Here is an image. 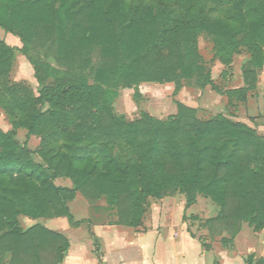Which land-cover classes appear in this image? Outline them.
<instances>
[{
	"label": "trees",
	"instance_id": "1",
	"mask_svg": "<svg viewBox=\"0 0 264 264\" xmlns=\"http://www.w3.org/2000/svg\"><path fill=\"white\" fill-rule=\"evenodd\" d=\"M0 29L22 44L0 40V110L10 124L0 130V264H59L67 239L38 224L22 230L18 217L76 226L68 203L77 194L91 204L103 198L127 227L140 224L149 200L179 193L186 208L197 196L219 208L204 226L211 236L226 232L223 245L242 222L263 229L264 137L221 114L201 121L179 102L166 120L142 113L128 121L114 115L116 93L104 86L119 73L126 87L173 83L175 94L183 80L207 84L196 51L205 34L225 67L249 52L248 87L221 93L244 102L264 68V0H0ZM36 45L64 69L30 58ZM17 52L33 69L37 95L10 80ZM93 60L100 66L90 81ZM18 130L39 139L33 151Z\"/></svg>",
	"mask_w": 264,
	"mask_h": 264
},
{
	"label": "rangeland",
	"instance_id": "2",
	"mask_svg": "<svg viewBox=\"0 0 264 264\" xmlns=\"http://www.w3.org/2000/svg\"><path fill=\"white\" fill-rule=\"evenodd\" d=\"M8 37V33L0 29V40L5 42L4 39ZM13 37L22 47L19 38ZM27 49L30 58H39L60 71L64 69L62 64L64 61L58 60L53 51L47 46H28ZM196 51L199 56V63L204 68L203 75L208 74L209 76L210 81L207 84H203L202 79L201 81L199 79L183 80L180 84V90L175 94V86L173 83L164 85L141 83L136 86L126 87L124 76L122 73H119L109 85L104 86L116 93L112 99V111L114 115L124 116L128 121H132L138 119L142 113H146L155 119L166 120L169 116L176 114V103L179 102L194 109L197 118L201 121L213 119L221 114L233 121L248 125L256 130L258 135L264 137V68L256 71L254 88L248 92L244 102L229 101L226 96L221 94L223 91L248 87L244 82L243 72L253 69L249 52L241 49L239 53L233 56L231 65L225 67L216 59L212 41L205 34H200L197 37ZM99 66L100 63L97 60H93L91 68L84 72V75L90 81H93L94 71ZM9 77L13 83L24 85L37 95L38 85L33 77V69L27 58L19 52L16 53L14 66ZM2 115L0 110V125L5 122V118ZM16 138L20 142L29 140L24 130H19ZM32 146L33 144L30 145L31 148ZM60 181L58 185L62 187H70L71 185L67 179H61ZM81 197L84 202H81L82 199L80 198V200L70 206V211L75 220L84 221V228H89L85 223L87 219L100 222L104 221V219H118L116 209L108 207L103 198L91 204L83 196ZM168 198H172L169 201L176 205H179L181 201L185 202L183 195L170 193L162 199H151L148 203L150 204ZM196 201H198L195 210L197 213L195 217L197 219L194 221L189 219V225L196 235L203 233L207 235L206 230L203 229V222L205 219L216 216L219 208L213 202L202 196H197ZM27 221L32 222V224L40 223L51 229L61 228L58 222L47 220L33 221L26 218H21L20 220L22 227L25 228L28 226ZM64 222L67 223L66 221ZM65 234L71 239L73 246H75L80 233L70 230L65 231Z\"/></svg>",
	"mask_w": 264,
	"mask_h": 264
},
{
	"label": "crops",
	"instance_id": "3",
	"mask_svg": "<svg viewBox=\"0 0 264 264\" xmlns=\"http://www.w3.org/2000/svg\"><path fill=\"white\" fill-rule=\"evenodd\" d=\"M8 35L4 39L6 44L21 48L18 41L11 34ZM2 116L5 122L0 125V130L6 132L10 129V124L5 115ZM26 142L27 147L33 151L38 146L39 139L30 136ZM29 144H33L32 148ZM34 160L38 161L37 158ZM61 179L66 178H57L54 181L56 186L62 187L58 185ZM64 188H71V185ZM80 198L82 199L80 194H77L68 203L69 211L70 206ZM170 199L172 198L150 203L137 227L119 225L117 219H104L101 222L87 219L85 223L89 228L86 229L84 221L75 220L72 214L76 226H72L65 217L37 219L61 225V228L53 229L29 221L24 228L20 222L21 218H26L24 216H19L18 222L22 230L38 224L67 239L69 248L59 264H264V227L254 231L253 227L242 222L237 235L227 245H223L221 240L230 238L226 232L219 237L211 236L205 226L203 229L207 235H196L192 231L189 219H197L195 210L198 201L186 208L185 202L181 201L176 205ZM70 230L80 233L75 246L65 234V231Z\"/></svg>",
	"mask_w": 264,
	"mask_h": 264
}]
</instances>
